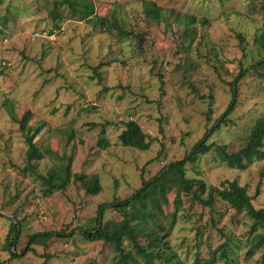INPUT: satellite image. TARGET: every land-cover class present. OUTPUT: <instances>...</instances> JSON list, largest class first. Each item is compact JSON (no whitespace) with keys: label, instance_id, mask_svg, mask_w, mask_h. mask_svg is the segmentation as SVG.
<instances>
[{"label":"rangeland","instance_id":"rangeland-1","mask_svg":"<svg viewBox=\"0 0 264 264\" xmlns=\"http://www.w3.org/2000/svg\"><path fill=\"white\" fill-rule=\"evenodd\" d=\"M91 1L97 14L108 18L114 14L134 35L119 39L112 27L108 31L71 18L69 8L61 6L66 19L60 32L51 39L36 37L37 32L55 29L50 17L54 0L0 4V264L11 257L6 248L11 220L24 223L18 254L29 244V234H67L77 225L87 228L95 223L102 203L112 205L129 197L144 178L183 159L217 121L220 127L208 143L225 144L229 152H236L264 115V64L253 67L264 59L257 39L264 34V0H153L164 11L160 25L146 20V0ZM178 14L206 18L205 24L195 23L198 36L190 46L181 37L185 25ZM137 33L146 34L140 45ZM99 65L100 75L94 70ZM242 68L247 71L240 81L238 103L228 121H222L232 101L230 82ZM7 100L10 110L4 106ZM27 111L33 114L31 126L43 124L36 141L72 156L73 172L99 174V194L87 193L74 178L65 190L43 193L39 180L25 171L27 145L12 115L21 119ZM129 120H136L148 134L150 149L119 144ZM102 137L110 141L108 147L99 145ZM55 166L45 158L37 170L47 174ZM187 175L207 186L237 180L254 206L264 207V159L244 170L230 168L213 149L188 162ZM190 198L185 197L190 218L180 221L171 239L179 252L190 258L198 251L208 256L228 233L235 239L232 246L238 247V264H264L259 259L264 249L255 256L246 254L252 220L245 213H235L219 198L213 208ZM105 215L106 220L119 216L113 207ZM34 248L6 264H42L48 256V264H111L115 255L110 245L86 243L80 236H55Z\"/></svg>","mask_w":264,"mask_h":264},{"label":"trees","instance_id":"trees-1","mask_svg":"<svg viewBox=\"0 0 264 264\" xmlns=\"http://www.w3.org/2000/svg\"><path fill=\"white\" fill-rule=\"evenodd\" d=\"M3 2L4 0H0V4ZM61 6L69 8L71 18L76 17L92 22L108 31L112 27L119 39L131 38L135 33L119 22L114 14L111 18L97 14V7L91 0H54L50 9V17L55 27V29L50 30L52 33L60 32L62 22L66 19L59 10ZM144 13L146 20L154 21L157 25H160L161 21L165 19L163 8L153 0L144 2ZM178 18L185 25L181 37L190 46L198 36V31L194 27L195 23L199 21L205 24L206 18L198 19L195 15L188 14L185 16L178 14ZM135 37L138 45L146 40V34L137 33ZM243 37L241 33L238 34L240 40H243ZM257 39H260L264 47V34L257 36ZM263 64L264 59L253 64V67ZM99 69L100 65L94 67L95 72L100 75ZM246 71L242 68L235 79L230 82L232 101L221 117L222 121H228L227 117L238 103L240 81ZM4 106L10 110L11 106L8 100ZM211 113L212 109L209 108L207 111L209 119H211ZM12 115L15 121L19 122L20 130L27 145L25 171L29 170L39 180L46 196L67 189L73 178L79 181L82 188L89 194L96 195L102 191L99 174L88 175L82 172H73L72 156L60 154L52 146L36 141L43 129V124L30 125L33 119L31 111L25 112L21 119L14 112ZM219 127L217 121L212 128L207 130L204 137L194 145L190 153L186 154L183 159L165 164L150 179L144 178L141 187L129 197L117 199L112 205L102 203L99 206L95 223L87 228L77 225L67 234L62 232L29 234V244L18 254L16 248L24 233V223L21 220H11L10 230L6 237V248L10 251L11 257L3 264L35 251V244H46L55 236L64 235L72 238L83 237L86 243L102 241L110 245L115 254L111 264H238V259L235 256L238 247L232 246L235 239L228 233L225 234L227 239L208 256H203L198 251L190 258L188 253L183 254L174 247L171 239L175 228L181 223L180 221L187 222L190 218L189 209L185 206V197H191L192 201L210 208L215 206L219 198L227 203L235 213H245L252 220L246 254L247 256H255L259 250L264 249V207L256 208L247 188L237 180H225L218 186H207L206 182L200 178L188 177L187 164L188 162L194 163L200 156L213 149L217 151L219 159L230 168L244 170L255 160L264 159V115L254 122L244 138L245 144L236 152H229L225 144L208 143V139ZM105 132L106 126L103 125V135ZM118 142L124 147H132L142 151L150 149L152 144V140L136 120L125 122V129L120 133ZM99 145L108 147L110 141L102 137L99 140ZM45 158L53 160L56 164L47 174L37 170L39 161ZM172 195H174L173 198ZM109 207L116 210L119 214L118 218L105 219V212ZM196 235L199 237L202 233L197 232ZM50 258L51 256H48L42 264H48ZM259 259L261 263H264V253L260 255Z\"/></svg>","mask_w":264,"mask_h":264},{"label":"built area","instance_id":"built-area-1","mask_svg":"<svg viewBox=\"0 0 264 264\" xmlns=\"http://www.w3.org/2000/svg\"><path fill=\"white\" fill-rule=\"evenodd\" d=\"M55 33L56 32H54V33L50 32V30L49 31L48 30H43L41 32H37L36 33V37H44V38L51 39V38H53L55 36Z\"/></svg>","mask_w":264,"mask_h":264}]
</instances>
